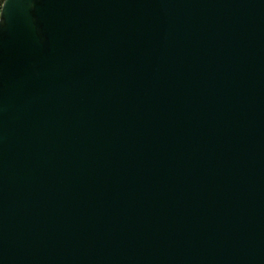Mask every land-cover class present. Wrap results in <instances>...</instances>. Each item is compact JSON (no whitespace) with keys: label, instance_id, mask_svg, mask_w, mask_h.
<instances>
[{"label":"water","instance_id":"obj_1","mask_svg":"<svg viewBox=\"0 0 264 264\" xmlns=\"http://www.w3.org/2000/svg\"><path fill=\"white\" fill-rule=\"evenodd\" d=\"M0 264H264V0H3Z\"/></svg>","mask_w":264,"mask_h":264},{"label":"built area","instance_id":"obj_2","mask_svg":"<svg viewBox=\"0 0 264 264\" xmlns=\"http://www.w3.org/2000/svg\"><path fill=\"white\" fill-rule=\"evenodd\" d=\"M2 3H3V0H0V10H1Z\"/></svg>","mask_w":264,"mask_h":264},{"label":"clouds","instance_id":"obj_3","mask_svg":"<svg viewBox=\"0 0 264 264\" xmlns=\"http://www.w3.org/2000/svg\"><path fill=\"white\" fill-rule=\"evenodd\" d=\"M6 5V4H5Z\"/></svg>","mask_w":264,"mask_h":264}]
</instances>
